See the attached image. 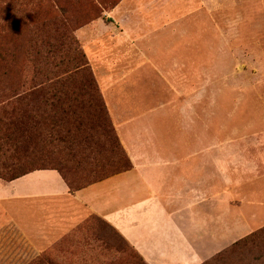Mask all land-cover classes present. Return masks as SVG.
<instances>
[{
	"label": "rangeland",
	"instance_id": "rangeland-1",
	"mask_svg": "<svg viewBox=\"0 0 264 264\" xmlns=\"http://www.w3.org/2000/svg\"><path fill=\"white\" fill-rule=\"evenodd\" d=\"M123 1L0 0V94L11 86H30L32 81L37 85L47 76L55 81L72 76V82L66 83L63 90L69 95L92 94L85 86L93 77L94 88L101 93L98 70L87 57L76 31L101 19L111 25L112 19H107L104 11L124 6ZM126 3L131 4L130 8L180 14L173 24L181 23L187 28L184 40L188 56L203 58L202 64L194 65L199 71L188 74L186 79L181 77L182 85H178L185 96L182 105L190 111L188 117L198 122L197 129L183 126L184 137H197L194 144H187V152L195 149L217 155L214 190L206 185L199 195L191 189L184 193L187 198L181 199L199 203L190 209L191 213L196 210L209 218L217 216V230L211 222L206 223L203 234H199L203 238L197 240L195 256L187 257V264H203L264 227V0ZM162 35L167 37L166 33ZM82 60L88 62L91 77L73 73ZM154 101L155 97L150 102ZM61 147L62 144H53L52 163L75 186L80 185L91 169L85 165L88 159L78 163L79 158L72 159L69 151ZM116 156L117 153H100L98 160L103 166L94 169L99 175H110L114 163L119 162ZM207 170L210 171L205 173L212 172ZM189 179L195 180V176ZM176 189L171 193L173 203L180 200V185ZM195 196L200 197L195 200ZM206 201L216 204V209L209 210ZM231 202L238 208H229ZM43 250L28 264H143L135 247L96 215L84 218ZM247 258L235 259L231 264L254 262ZM158 262L178 264L174 257H161Z\"/></svg>",
	"mask_w": 264,
	"mask_h": 264
},
{
	"label": "crops",
	"instance_id": "crops-1",
	"mask_svg": "<svg viewBox=\"0 0 264 264\" xmlns=\"http://www.w3.org/2000/svg\"><path fill=\"white\" fill-rule=\"evenodd\" d=\"M124 1L104 11L111 25L101 19L76 35L98 70L102 97L132 168L74 192L57 170L34 171L10 182L0 179V264H28L91 215L118 230L149 264H161V257L187 264L204 225L211 222L217 230V216L191 213L199 203L181 200L191 189L200 195L206 185L211 190L217 186V155L188 153L197 137L182 133L184 124L193 130L198 122L188 117L178 85L181 77L199 71L194 65L203 58L188 56L187 28L173 24L180 14L130 8ZM179 185L180 200L173 203L171 193ZM205 206L217 207L210 201Z\"/></svg>",
	"mask_w": 264,
	"mask_h": 264
},
{
	"label": "trees",
	"instance_id": "trees-1",
	"mask_svg": "<svg viewBox=\"0 0 264 264\" xmlns=\"http://www.w3.org/2000/svg\"><path fill=\"white\" fill-rule=\"evenodd\" d=\"M80 72L92 76L86 60L73 70ZM71 77L55 81L47 76L37 85L32 81L30 86H11L0 94V179L10 182L34 171L57 170L74 192L132 168L102 94L94 88L93 77L85 86L92 94L72 92L74 96L63 91ZM54 143L62 144L72 159L79 158L78 163L88 159L85 165L91 169L80 185L75 186L53 165ZM102 152L117 153L119 162L114 163L110 175H99L94 169L103 166L98 160ZM136 255L146 264L138 251ZM245 256L254 261L252 264H264V227L203 264H231Z\"/></svg>",
	"mask_w": 264,
	"mask_h": 264
}]
</instances>
